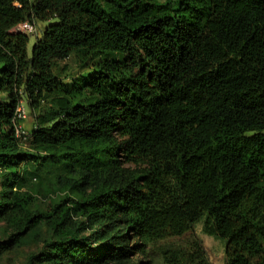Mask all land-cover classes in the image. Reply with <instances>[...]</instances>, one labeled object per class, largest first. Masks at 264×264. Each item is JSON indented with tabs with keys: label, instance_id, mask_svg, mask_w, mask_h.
Masks as SVG:
<instances>
[{
	"label": "trees",
	"instance_id": "trees-1",
	"mask_svg": "<svg viewBox=\"0 0 264 264\" xmlns=\"http://www.w3.org/2000/svg\"><path fill=\"white\" fill-rule=\"evenodd\" d=\"M52 19L30 56L31 33L13 29ZM72 55L93 68L82 84L56 75ZM0 92V256L45 223L29 262L153 264L150 247L204 220L226 264H264L251 261L264 243V0H0ZM22 103L32 150L16 137ZM42 164L62 193L46 210L28 185ZM162 260L207 264L171 245Z\"/></svg>",
	"mask_w": 264,
	"mask_h": 264
},
{
	"label": "rangeland",
	"instance_id": "rangeland-1",
	"mask_svg": "<svg viewBox=\"0 0 264 264\" xmlns=\"http://www.w3.org/2000/svg\"><path fill=\"white\" fill-rule=\"evenodd\" d=\"M162 1V0H161ZM57 19L49 21H37V34H28L30 42L28 45V54L31 56L32 49L36 43V37L43 34L45 29L57 23ZM13 31H19L16 27ZM56 75L60 81L70 84H82L88 75L93 71V68H88L79 61L77 57L72 55L70 58L58 62L56 64ZM87 92L84 90L83 93ZM88 94V93H87ZM6 95L0 92V101L5 100ZM50 104L46 101L44 105ZM25 130L30 133L34 126V118L30 115L22 122ZM23 150H32L29 140L20 143ZM29 170L37 173V177H33L28 184L30 192L36 196L35 209L46 210L52 200L62 196L58 189L56 176L60 173L58 167L52 164H42L40 167L28 165ZM8 187L4 185V179L0 175V198L7 191ZM12 232V228L5 221H0V240L5 239ZM51 233L45 223H42L36 230L35 234L25 237L22 242L15 244L9 251L0 256V264H48L43 257L36 258L29 262L31 255L38 254L43 248V240L50 237ZM171 245L178 248L186 254L196 252L197 250L204 253L207 264H226V243L216 237L209 236L204 233V220H201L194 225L192 230L179 238H174L167 243H159L149 248V260L153 264H163L162 249ZM148 260V259H147ZM146 258L142 261L147 264ZM264 260V243L263 251L251 258L252 263L261 262Z\"/></svg>",
	"mask_w": 264,
	"mask_h": 264
},
{
	"label": "built area",
	"instance_id": "built-area-1",
	"mask_svg": "<svg viewBox=\"0 0 264 264\" xmlns=\"http://www.w3.org/2000/svg\"><path fill=\"white\" fill-rule=\"evenodd\" d=\"M19 31L22 32H28L31 34H34L36 31V27L34 23L31 22H25L17 26ZM28 118V112L22 103L17 111L14 118V124H15V131H16V137L19 139L20 142H23L28 139L29 133L25 130L24 126L22 125V122H24Z\"/></svg>",
	"mask_w": 264,
	"mask_h": 264
}]
</instances>
